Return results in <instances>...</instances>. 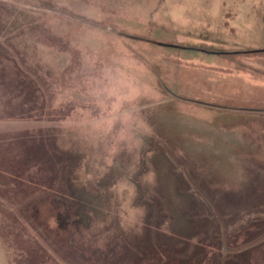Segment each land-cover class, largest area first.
I'll return each mask as SVG.
<instances>
[{
  "label": "rangeland",
  "instance_id": "rangeland-1",
  "mask_svg": "<svg viewBox=\"0 0 264 264\" xmlns=\"http://www.w3.org/2000/svg\"><path fill=\"white\" fill-rule=\"evenodd\" d=\"M264 0H0V264H264Z\"/></svg>",
  "mask_w": 264,
  "mask_h": 264
},
{
  "label": "trees",
  "instance_id": "trees-1",
  "mask_svg": "<svg viewBox=\"0 0 264 264\" xmlns=\"http://www.w3.org/2000/svg\"><path fill=\"white\" fill-rule=\"evenodd\" d=\"M262 242H264V235L261 236V238L257 241H255L254 243H249L247 245H245V247H250V246H253V245H256V244H262Z\"/></svg>",
  "mask_w": 264,
  "mask_h": 264
}]
</instances>
